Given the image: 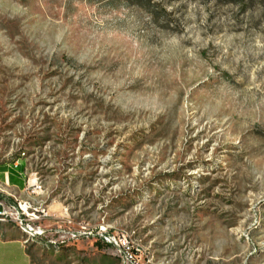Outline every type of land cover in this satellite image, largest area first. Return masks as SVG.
Masks as SVG:
<instances>
[{
  "label": "rangeland",
  "instance_id": "rangeland-1",
  "mask_svg": "<svg viewBox=\"0 0 264 264\" xmlns=\"http://www.w3.org/2000/svg\"><path fill=\"white\" fill-rule=\"evenodd\" d=\"M18 159L45 226L105 227L140 264H264V0H0V162ZM94 235L27 249L122 264Z\"/></svg>",
  "mask_w": 264,
  "mask_h": 264
},
{
  "label": "built area",
  "instance_id": "built-area-1",
  "mask_svg": "<svg viewBox=\"0 0 264 264\" xmlns=\"http://www.w3.org/2000/svg\"><path fill=\"white\" fill-rule=\"evenodd\" d=\"M27 190H32L34 198L37 194L43 193V186L34 180L28 183ZM0 220L5 223L24 224L48 241L62 242L63 245L77 242L85 236H93L94 231L86 224L74 226L71 221H68L67 227H49L43 222L49 217L48 211L43 205H39L34 199V202H26L21 199H16L12 202L8 201L3 196H0ZM94 237L98 235L104 244L110 245L117 250V255L121 259L122 264H140L137 260L135 248L129 238L122 236H113L107 232L105 227H100L96 230Z\"/></svg>",
  "mask_w": 264,
  "mask_h": 264
},
{
  "label": "crops",
  "instance_id": "crops-1",
  "mask_svg": "<svg viewBox=\"0 0 264 264\" xmlns=\"http://www.w3.org/2000/svg\"><path fill=\"white\" fill-rule=\"evenodd\" d=\"M31 181L24 159L0 162V195L8 201L14 198L37 201L38 197L34 198L27 190ZM23 231L22 226L0 223V264H33Z\"/></svg>",
  "mask_w": 264,
  "mask_h": 264
},
{
  "label": "bare ground",
  "instance_id": "bare-ground-1",
  "mask_svg": "<svg viewBox=\"0 0 264 264\" xmlns=\"http://www.w3.org/2000/svg\"><path fill=\"white\" fill-rule=\"evenodd\" d=\"M28 192H29V194L31 195V196H34V194H33V191L32 190H28ZM42 194V193H41ZM41 194H37L36 195V197H38L39 195H41ZM23 201H26V202H31V201H29V200H23ZM0 223H4V224H6L5 222H3V220H0ZM13 224H16V225H19V226H22V227H25L27 230H28V233L30 234L26 239H24V244H26L27 245V243L29 242V240L32 238V234L34 235V236H39V235H36V233L34 232V231H32V229H30V228H28L27 226H25L24 224H19V223H13ZM25 231V230H24ZM23 231V232H24ZM41 237V236H40ZM51 243H54V244H56L57 243V241H50ZM57 245V244H56ZM57 247V246H56Z\"/></svg>",
  "mask_w": 264,
  "mask_h": 264
},
{
  "label": "trees",
  "instance_id": "trees-1",
  "mask_svg": "<svg viewBox=\"0 0 264 264\" xmlns=\"http://www.w3.org/2000/svg\"><path fill=\"white\" fill-rule=\"evenodd\" d=\"M147 2H149V3H151L152 2V0H146ZM28 254H29V252H28ZM30 255V254H29Z\"/></svg>",
  "mask_w": 264,
  "mask_h": 264
},
{
  "label": "water",
  "instance_id": "water-1",
  "mask_svg": "<svg viewBox=\"0 0 264 264\" xmlns=\"http://www.w3.org/2000/svg\"><path fill=\"white\" fill-rule=\"evenodd\" d=\"M0 212H1V209H0Z\"/></svg>",
  "mask_w": 264,
  "mask_h": 264
}]
</instances>
